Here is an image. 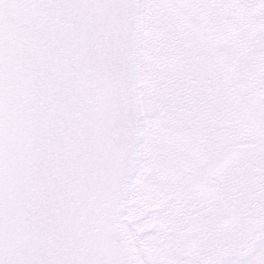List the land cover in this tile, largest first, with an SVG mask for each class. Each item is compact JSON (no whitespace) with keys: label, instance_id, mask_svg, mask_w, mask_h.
Masks as SVG:
<instances>
[{"label":"snow or ice","instance_id":"1","mask_svg":"<svg viewBox=\"0 0 264 264\" xmlns=\"http://www.w3.org/2000/svg\"><path fill=\"white\" fill-rule=\"evenodd\" d=\"M0 264H264V0H0Z\"/></svg>","mask_w":264,"mask_h":264}]
</instances>
